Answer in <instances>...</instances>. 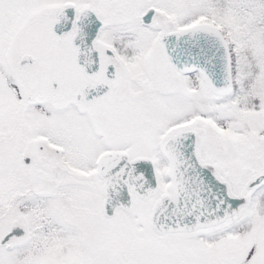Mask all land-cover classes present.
Returning <instances> with one entry per match:
<instances>
[{"label": "snow or ice", "instance_id": "obj_1", "mask_svg": "<svg viewBox=\"0 0 264 264\" xmlns=\"http://www.w3.org/2000/svg\"><path fill=\"white\" fill-rule=\"evenodd\" d=\"M0 264H264V0H0Z\"/></svg>", "mask_w": 264, "mask_h": 264}]
</instances>
